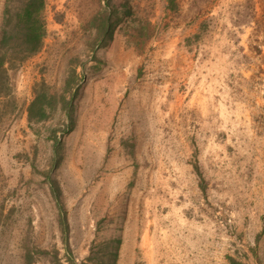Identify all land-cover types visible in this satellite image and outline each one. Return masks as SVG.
Segmentation results:
<instances>
[{
	"label": "rangeland",
	"instance_id": "1",
	"mask_svg": "<svg viewBox=\"0 0 264 264\" xmlns=\"http://www.w3.org/2000/svg\"><path fill=\"white\" fill-rule=\"evenodd\" d=\"M117 2L102 45L104 0H47L10 70L0 264H264V0Z\"/></svg>",
	"mask_w": 264,
	"mask_h": 264
},
{
	"label": "trees",
	"instance_id": "2",
	"mask_svg": "<svg viewBox=\"0 0 264 264\" xmlns=\"http://www.w3.org/2000/svg\"><path fill=\"white\" fill-rule=\"evenodd\" d=\"M103 10L88 25L98 34L102 45L112 39L114 31L122 22L130 18L135 21V10L128 2L118 3L117 0H104ZM172 8L176 0H170ZM47 0H7L4 23L0 36V99L12 96L10 70L24 64L39 53L48 35L45 10ZM47 96L42 95L34 101L29 109L30 119L47 120L48 109L44 102ZM72 108L74 104L70 102ZM70 119L73 116L70 112ZM199 170V167H197ZM31 258L30 255H28Z\"/></svg>",
	"mask_w": 264,
	"mask_h": 264
}]
</instances>
